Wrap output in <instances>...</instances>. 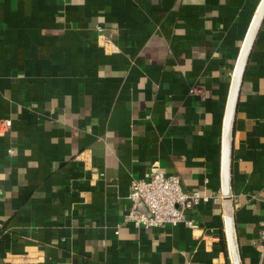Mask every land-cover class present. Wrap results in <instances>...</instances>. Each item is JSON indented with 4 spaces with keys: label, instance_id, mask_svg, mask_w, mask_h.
Listing matches in <instances>:
<instances>
[{
    "label": "crops",
    "instance_id": "obj_1",
    "mask_svg": "<svg viewBox=\"0 0 264 264\" xmlns=\"http://www.w3.org/2000/svg\"><path fill=\"white\" fill-rule=\"evenodd\" d=\"M263 11L0 0V264H230L226 215L240 264H264ZM154 163L208 197L197 228L123 222Z\"/></svg>",
    "mask_w": 264,
    "mask_h": 264
},
{
    "label": "built area",
    "instance_id": "obj_2",
    "mask_svg": "<svg viewBox=\"0 0 264 264\" xmlns=\"http://www.w3.org/2000/svg\"><path fill=\"white\" fill-rule=\"evenodd\" d=\"M189 92L195 93L198 90L193 87ZM3 124L8 127L11 120L5 119ZM221 194L226 196L223 189ZM128 198L130 207L124 214V223L131 222L136 227H161L181 223L190 229L197 228V223L188 218L185 211L208 199L197 191L184 190L178 175L167 174L156 163L151 165L146 177L132 179ZM260 224L259 236L264 249V218ZM224 228L230 264H234L229 247L226 219Z\"/></svg>",
    "mask_w": 264,
    "mask_h": 264
},
{
    "label": "water",
    "instance_id": "obj_3",
    "mask_svg": "<svg viewBox=\"0 0 264 264\" xmlns=\"http://www.w3.org/2000/svg\"><path fill=\"white\" fill-rule=\"evenodd\" d=\"M264 13V11H263ZM262 13V15H263ZM262 17V16H261ZM251 45V44H250ZM250 49V47H249ZM249 52V50H248ZM248 56V53H247ZM246 56V59H247ZM245 59V61H246ZM245 64V62H244ZM243 64V67H244ZM243 70V68H242ZM242 70H241V75H242ZM241 75H240V79H241ZM239 79V81H240ZM230 135L229 132V128H228V137ZM228 137H225L227 142L225 143L226 145H228ZM229 151L226 148L225 151V155L223 158V166H222V181H223V190H224V194L226 196H228V194H230V179H229ZM226 219V226H227V232H228V238H229V247L231 249V253H232V259H233V263L234 264H240V259H239V254H238V249H237V245H236V238H235V232H234V228H233V222H232V218L230 216L225 217Z\"/></svg>",
    "mask_w": 264,
    "mask_h": 264
},
{
    "label": "bare ground",
    "instance_id": "obj_4",
    "mask_svg": "<svg viewBox=\"0 0 264 264\" xmlns=\"http://www.w3.org/2000/svg\"><path fill=\"white\" fill-rule=\"evenodd\" d=\"M255 26H256V21H255L254 26L252 27V29L250 30V32H249V34H248L247 41H246V45H245V50H246V48H247V46H248V43H249V41H250V39H251V36H252L253 32H254ZM245 50H244V52L242 53V56H241V59H240L239 65H238V67H237V72H236V77H235V83H234L233 91H234L235 87L237 86L238 81H239V78H240V77H239V76H240L239 73H240V68H241L242 61H243V59H244V57H245ZM228 125H229V124H228Z\"/></svg>",
    "mask_w": 264,
    "mask_h": 264
}]
</instances>
